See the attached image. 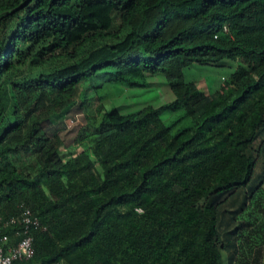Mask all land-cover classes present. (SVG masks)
Returning a JSON list of instances; mask_svg holds the SVG:
<instances>
[{
    "label": "trees",
    "instance_id": "trees-1",
    "mask_svg": "<svg viewBox=\"0 0 264 264\" xmlns=\"http://www.w3.org/2000/svg\"><path fill=\"white\" fill-rule=\"evenodd\" d=\"M229 64L216 90L184 78ZM155 76L173 100L111 101ZM78 90L103 109L66 143L47 125ZM21 150L36 166H19ZM23 206L41 226L14 264H263L264 0H0V231L13 243Z\"/></svg>",
    "mask_w": 264,
    "mask_h": 264
},
{
    "label": "rangeland",
    "instance_id": "rangeland-1",
    "mask_svg": "<svg viewBox=\"0 0 264 264\" xmlns=\"http://www.w3.org/2000/svg\"><path fill=\"white\" fill-rule=\"evenodd\" d=\"M38 70L39 68H30L28 71H26L27 76L35 75ZM233 70L234 65L232 66L231 64L223 67L194 65L185 69L184 78L186 81H191L192 79L202 77L208 82L213 90H216L233 72ZM149 80L151 84L148 87L133 89L126 88L122 92H116L114 90L111 101L121 110V112L130 113L139 111L147 105L158 107L174 99V95L170 88L166 85L165 80L163 82V80L157 76L152 77ZM79 94L80 90L74 91L71 94V96L73 95V99L76 100L77 105L68 111L67 116L61 117L58 120H54L53 123L47 125L49 135L58 133L62 136L66 143H71L74 141L80 126L83 125L85 128L87 126V121L89 123L90 119L95 117L99 113V110L103 109L100 98L86 100L85 98H80ZM56 98L62 99V97L58 95ZM68 98L69 95L67 94L63 97L65 100H68ZM49 99L51 102H53L55 96H51ZM83 100L85 101L84 104ZM49 107L50 101L45 100L43 108L39 109L37 114L48 115L47 111ZM162 118L166 123H170L172 120L170 113H164ZM79 151L80 150H78V152ZM14 157L19 166H22L26 170L36 166L37 160L35 158V153L32 151L21 150ZM262 172V163L259 162L255 169L252 185L260 183ZM262 262L264 264V255Z\"/></svg>",
    "mask_w": 264,
    "mask_h": 264
},
{
    "label": "built area",
    "instance_id": "built-area-1",
    "mask_svg": "<svg viewBox=\"0 0 264 264\" xmlns=\"http://www.w3.org/2000/svg\"><path fill=\"white\" fill-rule=\"evenodd\" d=\"M22 229L16 231V235L22 236L16 243L11 241L8 233L0 231V264H14L15 262L27 261L34 257L35 247L33 238L30 235L32 227H40V221L34 218L29 208L23 206L22 215H20ZM17 217H11L4 221L3 227L11 226L17 223ZM22 233V234H21Z\"/></svg>",
    "mask_w": 264,
    "mask_h": 264
}]
</instances>
